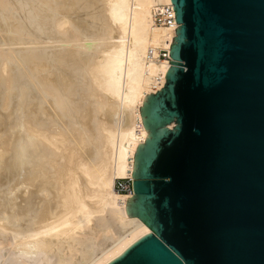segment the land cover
Returning a JSON list of instances; mask_svg holds the SVG:
<instances>
[{
    "label": "bare ground",
    "instance_id": "obj_1",
    "mask_svg": "<svg viewBox=\"0 0 264 264\" xmlns=\"http://www.w3.org/2000/svg\"><path fill=\"white\" fill-rule=\"evenodd\" d=\"M180 26L172 0H0V264H94L130 226Z\"/></svg>",
    "mask_w": 264,
    "mask_h": 264
},
{
    "label": "water",
    "instance_id": "obj_2",
    "mask_svg": "<svg viewBox=\"0 0 264 264\" xmlns=\"http://www.w3.org/2000/svg\"><path fill=\"white\" fill-rule=\"evenodd\" d=\"M172 1L176 62L141 109L130 226L94 264H264V0Z\"/></svg>",
    "mask_w": 264,
    "mask_h": 264
},
{
    "label": "built area",
    "instance_id": "obj_3",
    "mask_svg": "<svg viewBox=\"0 0 264 264\" xmlns=\"http://www.w3.org/2000/svg\"><path fill=\"white\" fill-rule=\"evenodd\" d=\"M165 52H163V58H165ZM116 188L118 189L119 192L121 193H133L132 189V181L130 180H122L119 181L116 185Z\"/></svg>",
    "mask_w": 264,
    "mask_h": 264
}]
</instances>
